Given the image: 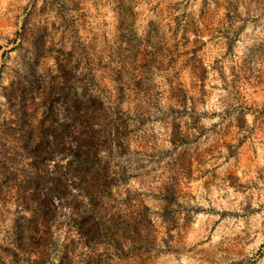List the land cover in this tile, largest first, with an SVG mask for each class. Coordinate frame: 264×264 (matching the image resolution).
<instances>
[{
    "label": "rangeland",
    "instance_id": "obj_1",
    "mask_svg": "<svg viewBox=\"0 0 264 264\" xmlns=\"http://www.w3.org/2000/svg\"><path fill=\"white\" fill-rule=\"evenodd\" d=\"M0 264H264V0H0Z\"/></svg>",
    "mask_w": 264,
    "mask_h": 264
}]
</instances>
